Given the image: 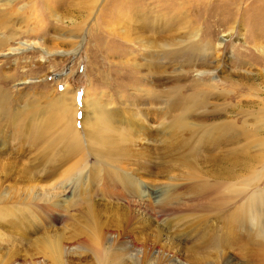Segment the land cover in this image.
Instances as JSON below:
<instances>
[{
    "label": "rangeland",
    "instance_id": "1",
    "mask_svg": "<svg viewBox=\"0 0 264 264\" xmlns=\"http://www.w3.org/2000/svg\"><path fill=\"white\" fill-rule=\"evenodd\" d=\"M1 1L2 4L9 2V0ZM6 7H0L1 100L6 99V110L15 112L17 115L14 119V125H12L15 128L14 134L21 138L24 137L20 128L24 124L31 123L33 126L35 124L41 126L44 135L39 141H33L37 143L33 149L27 142L26 144L19 141L16 145L14 141V145H11L7 153L1 157L4 160L1 159V161L5 164L17 160L33 163L37 158L43 159L41 154L46 153L48 144L54 140V144L60 141L58 137L63 133L61 127L65 121L62 120L63 113L56 98L66 90L70 94L76 95L79 113L75 127L85 144L89 139L93 140L88 131L82 127L84 118L83 99L88 92L87 90L91 93L98 92L102 105L111 104L110 106L127 112L131 111L130 113H135L134 110L139 105V108L141 107L146 114L152 115V122L156 121V118L154 119L155 112L151 108L153 105H148L152 103V100L137 90L139 86H137L136 81L138 77L142 78L143 76L146 82H153L157 86V124H160V121L161 123L164 120L166 123L168 121V129L171 131L174 128V119L182 114L180 107L192 102V99H189L188 102L183 100L184 103L181 104L177 102L180 97L186 99L194 95L206 96L207 100L205 99L204 105L197 107V109L186 110V116L189 121L191 120L190 122L208 124L207 129H212V125L222 123L225 120H236L238 121L236 125L242 127L246 113L250 114L246 117L249 120L248 123H254L256 116L257 118L264 116V54L262 53L264 47V0H13L12 4ZM142 19L147 20V22L145 29L140 30L139 21ZM130 21L131 23H128ZM149 22H157L156 31H154L155 25ZM121 27L132 30V33L141 31L144 38L157 35V75L154 77L147 75V73L149 74L147 67L140 73H136L132 69L133 63H144L142 54L147 55L145 59H149L152 52L146 50L141 43L136 41L133 43L132 49L126 48L125 41L117 33H113ZM198 32L199 38L194 44H205L206 52L197 55L191 54L189 59V56L178 58V54L177 56L173 55L174 53L176 55V51L182 48L181 51H186L185 47L194 42L191 39L192 34ZM229 33L230 36L224 39L222 47L217 49L218 43L224 38L223 36ZM133 35L135 36V33ZM130 42L129 44H131ZM22 43L31 44L27 51L20 54H10L11 49L20 47ZM130 51L134 52L133 56L129 55ZM168 54L171 55L167 57ZM124 64L126 66L121 67ZM198 70L215 71L214 73L200 74ZM97 71L104 73L105 77L96 78ZM251 72L255 79L245 84L243 78L252 74ZM146 82L141 83L142 86L145 84L144 86L148 87ZM211 84H215L216 88H210L209 85ZM251 84H254L255 91L247 89ZM238 92L240 96L232 99V95ZM248 103H254V105ZM242 130L239 128V133ZM185 133L184 130L178 129L176 131V134L182 137ZM34 134L36 135L35 131ZM241 137H244V134ZM262 137L264 138V131ZM160 143H157V197L161 195L164 202L157 199V205L154 204V199L148 196L149 193L147 192L143 194L145 201L143 205L136 207V204L133 203L132 210H124L120 207H114L116 202H110L111 198L106 195L107 200L101 201L96 210L99 228L101 227L99 232L102 236L100 238L107 236L115 241L111 238H105L104 242H108H106L107 244L102 242L104 247L110 252L111 247L115 246L112 253H117V250H124L126 255L124 254L123 259L127 262L133 259L129 263L125 262L126 264H153L154 262L155 264H177L178 262V264H194L195 259L204 260L205 256L207 258L210 255L214 256L210 260L207 259V264H228V262H231L229 264H257L256 259H250L246 256L251 249L247 246L249 244L248 236H243L241 231L236 230V220L232 217L233 212L240 208L241 202L222 212L209 211V217L202 225H198L202 228L204 226L208 230V236L211 233V237H208L212 242L211 245L209 244L210 246L206 244L203 247H196L198 245H192L193 242L189 239L190 231L194 227L192 221L194 222L196 217L201 216L204 212L202 207L208 204L205 200L214 202L217 199H228V194L224 198L220 196L224 184L230 178L232 182H242L250 172L257 173V168L262 165L255 164L256 161H251V159H247L244 163L240 162L237 166L231 165L230 160L220 162L221 153L228 152L227 150L230 148L227 149V146L224 145H222L223 149L219 150L208 145L209 150L202 152L204 153L203 156L199 152V154L196 153L192 157L189 156V159H185L183 157L185 155L184 149L177 147L172 150V148L170 153H166L164 145ZM60 144L62 145H57L60 149L58 152L64 146V143ZM239 147L245 149L243 143ZM176 158L189 160L191 163L195 160L199 162L200 159V162L197 165L193 164L196 167L195 170L193 168L192 171H186L185 164L181 162L177 164ZM37 162H39L38 159ZM186 173L191 176L198 174V177L195 176L197 178L194 179L195 182L191 181V178L190 180L187 179ZM200 176L203 177L200 178ZM204 178H207L208 181ZM18 182H20L18 183L19 187L25 186L23 179L19 178ZM115 182V187L111 191L121 193L125 199H130L131 202L135 201L136 203V199L128 198L130 196H126L127 193L118 185L117 181ZM116 185L119 189H116ZM204 188L206 189L204 190ZM258 189L264 190V178L259 182ZM252 191L253 189L250 188L249 194ZM214 198L215 200H211ZM60 199L61 203L57 207L53 205L38 206L35 203L27 202L21 205L19 209L11 208L14 211L9 208H2L3 204L0 203V215L3 216L4 213L8 212L16 214V219L23 222L21 224L25 225L24 228L28 232L29 230L32 232L31 239L28 240L10 238L5 235L2 238L4 239L3 242L0 243V249L6 252V249L17 247L18 254L22 259L25 256L30 258L37 252V248L44 249L43 246L39 247L40 241L44 238L54 240V235L61 233V238L66 240L67 246L70 248L65 253L68 263L74 261L73 264H94L95 257H91V248L78 244L74 240L77 237L74 231L76 226L73 227L74 220L79 219L78 223H84L87 218V212L84 210L86 206L83 204L78 208L76 207L75 211L74 208L70 211V206L73 203H69V201L72 200V197L62 194ZM71 213L73 217H69ZM220 214L221 216H219ZM80 215H84L85 218L81 219ZM150 216L155 220L152 225L147 220ZM185 223L190 226L188 231L185 230L188 234L182 233ZM212 223L214 226L211 225ZM75 225L77 224L75 223ZM123 230L127 235L122 233ZM216 231H218L216 237L220 238L222 242L219 240L215 243L216 238L212 236ZM236 232L237 234H235ZM38 241L39 243H37ZM136 241H139L141 245ZM218 244L223 245L224 248L214 249ZM251 256L253 257L252 253ZM172 259L174 260L173 263H171ZM49 262L55 264L48 259L44 264H50Z\"/></svg>",
    "mask_w": 264,
    "mask_h": 264
},
{
    "label": "bare ground",
    "instance_id": "2",
    "mask_svg": "<svg viewBox=\"0 0 264 264\" xmlns=\"http://www.w3.org/2000/svg\"><path fill=\"white\" fill-rule=\"evenodd\" d=\"M12 1L13 0H9L8 3L2 4L1 3L2 1L0 0V7L3 8L6 6H9L12 4ZM143 20L145 19H142V21H139L140 30L145 29V23L147 22V20L145 21ZM128 23H131V21ZM149 23L152 25H155L154 31H156L157 22H149ZM131 31L132 30H129L128 28L124 29L123 27H121V29H118V31H113V33L115 34L117 33L119 37L125 41V43L127 44L126 48L130 47L129 49H132L134 47L133 43L136 41V42L141 43V45L146 50H149L152 52V53L150 52L151 55L149 54L150 57L148 56L149 59L148 58L145 59L147 55L145 54L141 55L142 59H144V63H133L131 67L132 69H134L136 73H140L144 71L145 68L147 67L149 69L148 70L149 74L147 73V75H150V77H154L155 75H157V35H156L157 33L155 34L156 35L155 37L144 38L143 33L141 31H138V32L134 31L135 36L133 35L134 33H132ZM229 36H230V33L226 36H223L224 38H222L223 40L220 43H218L217 49H219V47H222L224 39ZM198 38H199V32L192 34L191 39L194 40V42L190 44L189 46L185 47L187 50L181 51L183 49L182 48L176 51V55L175 53L173 55L177 56L178 54V58L180 56H187V57L189 56L188 57L189 59L191 54L197 55V54H201V52L204 53V51L206 50L205 44L202 45L201 42H200L201 45H199L198 43L194 44ZM129 42L131 44H129ZM30 45L31 44L22 43L20 47L11 49L10 54L12 55L20 54L24 51H27V48ZM1 46H2V43H0V48H2ZM165 46L168 47L167 45ZM262 53L264 54V47H263ZM129 55L133 56L134 52L130 51ZM170 55L171 54H168L167 57H169ZM124 66L126 65L124 64L121 67H124ZM214 71L198 70L200 74L207 73V72L214 73ZM89 73L90 72L88 71V74ZM99 77H105L104 73H102L101 71H97L96 78L100 79ZM143 78L145 79L144 76L142 78L138 77L136 82L139 88L137 90L139 93L144 94L147 98L152 100V103H149L148 105H153V107L151 108L154 110L155 115H156L154 117V119L156 118L155 122H152L151 120L152 115L149 116L148 114H146V112H144L141 107L139 108V105L136 106L134 110L135 113H130L131 111L127 112L115 106L114 107L110 106L111 104H109L108 106L106 104L102 105V100L99 98L98 92L91 93L89 90H87L88 92L86 93L85 98L83 99L84 118H83L82 127L86 131H88L90 138H92L93 140L91 141L89 139V141H87V143L85 144V142L83 141V138L80 137L79 133L77 132L78 129L75 127L76 118L79 113V108L77 107V103H76V100H77L76 95L70 94L66 90L63 94H61V96H58V98H56L58 106L61 112L63 113L62 120L65 121L61 127L63 133H61V135L58 137L60 141H58L56 144H54L55 140L51 141L45 150L46 153L41 154L43 155V159L37 158L39 162H37V159H36L35 161H33V163L30 161H27L24 163L23 160H17V161H10L9 163L5 164L1 161V159L3 160V158H1L2 155L7 153L8 149L11 148V145H14L13 144L14 141L16 145L19 143V141L23 143L27 142L31 145V148L33 149L35 148L34 146L37 145V143L35 142L39 141V139L43 137L44 133H43V129L41 126H37L36 124L33 126L31 123H28V124H24L22 128H20V130L23 131L22 133L24 134V137L21 138L20 136L14 134L15 128L12 127V125H14V121H15L14 119L15 117H17V115L15 114V112L13 113V112H10L8 109L6 110V107H5L6 99L1 100V96H0V203L3 204L2 208L19 209L21 205H24L27 202L35 203L38 206L53 205L57 207L61 203L60 198L62 194H66V196H71L72 200H70L69 203H73V204L72 206H70V211L73 210L72 208H74V211H75L76 207L78 208V206L80 207L81 205L84 204V206H86L84 207V210L87 212L86 213L87 218L84 220V223H81V222L78 223L77 221H80L79 219L74 220V222L77 224L75 225L74 223V226L72 225L73 227L76 226L75 229L73 228L75 231V234L77 235V237H75L76 239L74 238V240H76L75 242H78V244L80 243V244H83L91 248L90 249V252L92 254L91 257L93 256L95 257L94 264H126L125 262L127 261L123 259V256L125 254L124 250L122 251L117 250L116 251L117 253L115 252L112 253V250H115L114 249L115 246L111 247L110 249L111 251L109 252L104 247L105 245H103V243L108 242V241L104 242L105 238L108 239L111 237L103 236L100 238V236H102L101 232H99L101 227L99 228V222L97 218L98 215L96 214V210L98 208L99 203L101 201H106L107 196H108L109 198H111L109 200L110 202H113V201L116 202L114 207H117V208L120 207L121 209L123 208L124 210H130L133 206V203L136 204V207H138V205H143L145 203L143 194L147 192L149 193L148 196L154 199L153 201L154 204L157 205V199H159L160 202L163 201L161 195L157 197V176H158L157 174V168H158L157 167V164H158L157 163L158 161L157 143L158 142H161L164 145V150L166 153H170L172 150L176 149L177 147L179 149H184L185 155L183 157L185 159L186 158L189 159L190 158L189 156L192 157L196 153L199 154V152L200 153L205 152L208 149V145L213 146L214 148L218 150L223 149L222 145H224V146H227V149L228 147L230 148L229 150H227L228 152L226 151L223 152L224 155L223 153H221V156L219 157L220 162L230 160L229 163L231 165L237 166L240 164V162L244 163L246 162L247 159L248 160L251 159V161L252 160L256 161L255 164L259 166L262 165V166H260V168H257L258 169L257 173L253 174L252 172H250L248 174V177H246V179L242 182H239V183L232 182L230 181L231 180L230 178V180H228L224 184L223 190L220 191V196L224 198V196L228 194L229 195L228 199H217L214 202L213 201L209 202L205 200L206 202H208L207 205H204L206 204L204 203L205 201L203 202L204 206L202 208H204L203 209L204 212L201 214L200 217H196L194 222L192 221V224L194 223V227L192 228V231H190L191 233H190L189 240L193 242L192 245L193 244L198 245L196 247H199V246L203 247V245L205 246L206 244L211 245L212 242L208 238L209 236L211 237L210 235L211 233L208 236V233H207L208 230H206L204 226H203L204 228L203 229L201 226H198V225H202V223L209 217V214H208L209 211L212 212L214 210L216 212H219V211L222 212L223 210H227L229 207H232L238 202H241L240 208H237L233 212V216H232L234 220H236V223H235L236 230L241 231L243 233V236H248V239L247 238L245 239H247V241L249 242L247 246H249L251 249H249V252L246 256L250 259H253V258L256 259L258 261L257 264H264V192H262L264 190L258 189L259 182H261L262 179L264 178V138L262 137L263 131H264V116L258 117V118L256 116L255 118L256 121L254 123H248L249 120L246 117L248 115L250 116V114L246 113L244 116L242 127H239L236 125L238 124V121L236 120L234 121L225 120L222 123L219 122V123H216L214 126L212 125V129H207V127H209L207 126L208 124L206 125V124H197V123L190 122L191 120L189 121L188 117L186 116L187 115L186 110L195 109V108L197 109V107L203 106L206 96L204 97L203 95V97H201V95H194L193 97H189L186 99L180 97V99L178 98H174V99H178L177 102L181 104H183L184 101L188 102L189 99H192V102L189 101L190 103L184 104L183 107H180V109L182 110L181 111L182 114H180V116L178 115L179 117L174 119V128H173V131H171V129L170 130L168 129V125H167L168 121L167 123L165 120L164 122L162 121V123L160 121V124H157L158 123L157 122V98H158L157 97V86L153 82H149L150 83L149 84ZM243 79H245V84H246V83L253 81L255 77H253V73H252L250 75H247V77ZM144 82L148 84V87L144 86L145 84L143 85L144 87L142 86L141 83H144ZM209 87L215 89L216 85L211 84L209 85ZM247 89L255 91L254 84H251V86H248ZM239 96H240L239 92L234 93L232 95V99H236ZM248 104H251L252 106L254 105V103H248ZM180 109L178 108V110ZM239 128L243 129L240 133H239ZM178 129L186 131V133L183 134V137L181 135L176 134V131ZM34 131L37 136L34 134ZM242 134H244V137H241ZM45 135H47V133H45ZM60 143H64L63 144L64 146H63V149L60 152H58L60 149L58 148L59 146L57 145L61 146L62 144ZM242 143L243 145H245V149H242L239 147V145H242ZM252 149L254 150L252 151ZM201 155L203 156L204 153H202ZM226 157H227V160H226ZM185 159L183 160L182 158H178V159L176 158L178 162L177 161L175 162H177V164L180 162L185 164L184 168H186V171L187 170L192 171L193 168L195 170L196 167H194L193 164L197 165L200 162V159H199V162L195 160L196 163L195 162L191 163L189 162V160L187 161ZM30 160L32 161V159ZM29 163L31 164L29 165ZM197 175L198 174H196L195 176ZM195 176H191L188 173L187 179L190 180L191 178L192 179L191 181L195 182L194 179L195 180L197 179L195 178ZM201 177L203 176H200V178ZM19 178L23 179V184L25 183V186L23 188H21L22 186L19 187L18 185V183L21 182V181L18 182ZM204 179H207V178H204ZM115 181H117L118 185L121 188H123V190L127 193L126 196L128 195L130 196L128 198L136 199V203L135 201L131 202L130 199H125V197L121 196V193H116L115 191H111V189L115 187V183H116ZM118 185H116V189H119ZM144 186H146L147 188ZM250 188L253 189V191L249 194L248 190ZM205 189L206 188H204V190ZM211 200H215V198ZM12 210L13 209H11V211ZM78 213L75 212V214H78ZM15 215L10 212L4 213L3 216L0 215V243L3 242L4 239L2 238H4L5 235L9 236L10 238L14 237L16 239L17 238L23 239V240L31 239L30 236L32 235V232L30 230L28 232V230L24 228L25 225L21 224L23 222H20V220L18 221ZM219 216H221V214ZM229 216L231 215L229 214ZM69 217H73L72 213ZM80 218L81 219L85 218V216L80 215ZM142 218H145V217L142 216ZM147 220L150 225L155 223V220L151 218V216L147 218ZM230 223L231 221L229 222V224ZM86 225L87 227H85ZM211 225L214 226V223H212ZM185 227H183L184 228L183 231L181 230L183 228H181L180 230L182 231L183 234L184 233L188 234L186 233L185 230L188 231L190 226L186 224ZM124 231L125 230H123L122 233H124ZM217 232L218 231L214 232L212 236L216 238L215 243H217L219 240L221 241L220 238L216 237L218 234ZM122 233L119 232V234L121 235ZM60 234L61 233H59V235L56 234V236L54 235V240L44 238L42 241H40L41 244L39 247L43 246L44 249L37 248L36 250L37 252L34 255L30 256V258L25 256L26 258L24 257V259H22L20 255L18 254L17 247L6 249L5 250L6 252H3L2 249H0V264H44L47 262V259L49 261L51 260V262H54L55 264H73L72 262L74 261L72 262L70 261L69 263L68 261H66L65 253L67 252L66 250H69L70 248L67 246L68 243H66V240H64V238H61ZM172 234H175V233H172ZM179 234H181V232H179ZM220 234L222 235V233ZM235 234H237V232ZM139 235H140V231H139ZM148 235H150V233ZM66 239H69V238H66ZM34 240L36 239L34 238ZM113 240H110V241H113ZM68 242H72V241H68ZM37 243H39V241ZM223 245L218 244L217 246L214 247V249L215 248L217 250L223 249L224 248ZM213 246L211 247L213 248ZM126 249H128V247H126ZM242 250H245V249H242ZM251 253L253 254V257L251 256ZM216 254L218 255V253ZM213 256L214 255H210L207 258L205 256L206 259L204 258V260L201 258L195 259L194 264H207L208 260H210V258H213ZM131 261H133V259H131ZM148 261L150 262V260ZM173 262L174 260L172 259L171 263ZM229 263L231 262H228V264ZM153 264H155V262Z\"/></svg>",
    "mask_w": 264,
    "mask_h": 264
}]
</instances>
